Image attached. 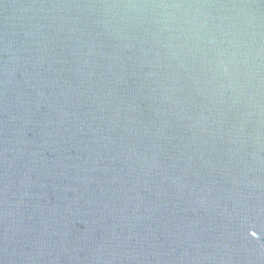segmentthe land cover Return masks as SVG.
<instances>
[{
	"label": "water",
	"instance_id": "obj_1",
	"mask_svg": "<svg viewBox=\"0 0 264 264\" xmlns=\"http://www.w3.org/2000/svg\"><path fill=\"white\" fill-rule=\"evenodd\" d=\"M0 264H264V0H0Z\"/></svg>",
	"mask_w": 264,
	"mask_h": 264
}]
</instances>
